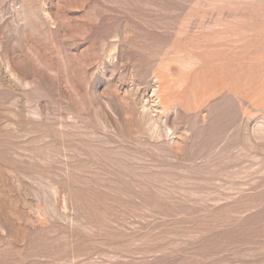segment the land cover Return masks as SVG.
<instances>
[{"label": "rangeland", "instance_id": "obj_1", "mask_svg": "<svg viewBox=\"0 0 264 264\" xmlns=\"http://www.w3.org/2000/svg\"><path fill=\"white\" fill-rule=\"evenodd\" d=\"M0 264H264V0H0Z\"/></svg>", "mask_w": 264, "mask_h": 264}]
</instances>
